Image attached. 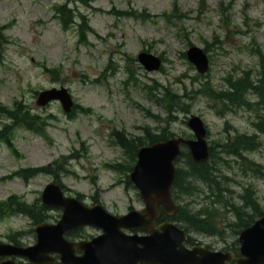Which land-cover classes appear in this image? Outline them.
<instances>
[{
	"label": "rangeland",
	"instance_id": "1",
	"mask_svg": "<svg viewBox=\"0 0 264 264\" xmlns=\"http://www.w3.org/2000/svg\"><path fill=\"white\" fill-rule=\"evenodd\" d=\"M84 1L72 0L68 3L75 22L64 32L60 21L52 16L51 6L62 4L65 0H0V26H10L1 31L3 38L0 41V51L3 52L0 63V130L4 129L3 135L10 139L20 154L14 157L0 141V178L20 167L37 168L54 159L70 157L67 159L69 170L74 173L60 178L68 190L89 195L94 175L100 192L103 190L101 200L107 205L112 199L119 212H123L128 204L140 209L142 206L134 190L129 191L132 202L120 189L107 191L106 183L113 173L103 168V163L122 159L121 149L110 146L108 141L113 127L137 136L141 126L159 130L164 125L166 113L147 100L142 89L143 85H154L151 91L158 94L161 87L156 86V82L179 97L178 105L172 107L173 112L170 113L175 117L169 128L172 133L177 136L190 134L186 121L191 114L202 119L208 130V144L213 146L214 156L221 157L217 165L218 175L230 179L222 182L233 194L221 192L222 199L239 203L237 194L242 186H253L264 211V177L257 173L262 175L264 170H249L240 158L220 152L218 146L227 138H233L237 132L256 133L252 126L254 114L236 106L221 111V103L211 96L221 88L227 90L224 78H236L249 70L255 78L261 67L264 69V60L260 64L256 52L259 49L264 56V0H175L178 5L175 14L180 13V16H173L169 21L163 13L170 11V3L174 0H93L89 4L88 0L86 4ZM125 9L144 10L154 18L142 22L117 18L112 14ZM78 12L86 21L81 32L85 36V44L81 45L77 44ZM190 45L207 48L210 60L207 76L197 77L195 69L183 56ZM147 50L164 59L162 69L146 72L137 62V54ZM109 61L113 68L108 65ZM43 62L47 68H60L58 80L42 71L40 64ZM105 67L107 75L103 76ZM127 71L134 72L138 86L133 81L127 84ZM82 73L87 75L85 79L99 77L108 90L90 83L84 85L81 82ZM59 86L68 87L73 101L91 108L92 112L77 114L69 119L58 102L44 108L35 104L34 90L38 93ZM257 87L260 89L259 84ZM240 92L231 93L229 101L234 105V95L240 99ZM255 95L248 93L244 98L254 105L258 101ZM15 99L21 101L22 111L23 107L26 108L36 121L44 123L51 143L20 126H14L13 118L5 114L1 106L11 108ZM261 106L257 103L256 111ZM147 114H155L158 119L164 120L151 119ZM258 140L260 148L247 156L264 167V134H260ZM79 141L86 142L89 154L82 156L83 151L79 154L75 150V158H72L71 153L74 148H79ZM56 166L58 164L53 168ZM50 179V175L41 174L32 178L27 186L17 178L0 180V201L12 193L27 202H35V198L40 197L39 191ZM200 185L202 191L196 196L198 203L194 198L195 206L214 201L213 205L218 208L214 228L220 235H209L208 232H190V235L195 241L214 249L230 246L236 239L232 225L235 218L228 206L216 202L214 189L212 192L207 186ZM34 204L38 207L37 203ZM46 213L48 222L58 215L53 211ZM192 224L197 225L195 222ZM31 227L33 225L29 220L16 216L4 218L0 221V241L7 242L5 235L12 230L21 231L19 240L22 246L32 244L34 235L30 233Z\"/></svg>",
	"mask_w": 264,
	"mask_h": 264
},
{
	"label": "water",
	"instance_id": "2",
	"mask_svg": "<svg viewBox=\"0 0 264 264\" xmlns=\"http://www.w3.org/2000/svg\"><path fill=\"white\" fill-rule=\"evenodd\" d=\"M189 59L196 65L197 69L200 71L206 70V60L205 57L201 54V52L197 49H191L188 53ZM140 61L146 66L147 69H154L157 66V59L147 55H141ZM45 97L40 99V104H44L46 101L54 98H60L64 103H67L68 97L65 92L50 91L45 93ZM68 104V103H67ZM191 126L195 130L198 137H200L201 127L199 122L193 120ZM177 144L178 142H169L164 144L155 145L152 149L144 150L141 153V162L139 167L140 171L136 170L135 175L139 178V180L144 183V185H148V189L150 193L157 192L163 190L166 185V175H170L172 173V160L177 155ZM189 144V142H188ZM192 146V150L194 152L198 151L196 147ZM148 175V176H147ZM151 176V177H150ZM50 194L45 195L46 199L50 203L51 196L57 197V191L55 187L49 188ZM155 199L150 200L152 203H156L158 201H154ZM259 227L264 228V220L263 225L258 224ZM250 250L248 251L249 260L251 262H257L260 258L262 245H252L250 246ZM0 254H4L0 251ZM89 261L93 262L94 259L89 258Z\"/></svg>",
	"mask_w": 264,
	"mask_h": 264
},
{
	"label": "trees",
	"instance_id": "3",
	"mask_svg": "<svg viewBox=\"0 0 264 264\" xmlns=\"http://www.w3.org/2000/svg\"><path fill=\"white\" fill-rule=\"evenodd\" d=\"M238 91H240V90H238ZM25 124H27V125L30 124V126H31V124L35 125L36 123L35 122L32 123V119L31 120L28 119V121H25ZM154 139L155 138H153V140ZM210 174L212 175V173L209 172V169H208L206 164L190 163L188 176H184V173H182L180 178H181V181H183V182L185 181L184 178L193 179L194 177H197L198 179L203 178L205 180H208ZM205 177H207V178H205Z\"/></svg>",
	"mask_w": 264,
	"mask_h": 264
}]
</instances>
